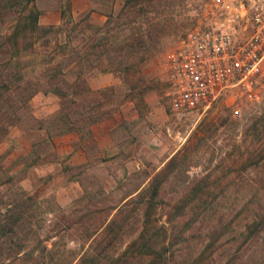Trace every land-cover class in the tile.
I'll return each mask as SVG.
<instances>
[{
  "label": "rangeland",
  "instance_id": "1",
  "mask_svg": "<svg viewBox=\"0 0 264 264\" xmlns=\"http://www.w3.org/2000/svg\"><path fill=\"white\" fill-rule=\"evenodd\" d=\"M199 1H144L142 6L156 17L153 22L164 28L163 34L149 41L151 52L145 61L133 58L131 70L114 74L116 81L106 85H99L97 77L110 71L100 70L93 55L83 60L73 52L75 47L80 55L85 53L91 31L71 20L89 13V20L101 25L109 15L121 13L124 0H70V14L64 17L67 0H35L39 24L53 27L35 33L33 45L21 42L14 51L6 40L14 17L0 10V125L6 127L0 136V189L11 186V177L38 196L37 213L44 225L38 231L41 241H28L23 258L6 264L64 263L62 258L55 260L57 254L64 248L79 253L118 207L133 199L119 216L127 224L126 234L131 233L129 228L141 218L135 197L188 138L197 148L192 159L164 180L155 216L165 220L170 205L181 195H191L195 179L206 175L195 192L207 201L198 199L193 210L188 254L199 251V264H264V226L254 233L244 228L253 213L264 217V97L241 100L240 114L233 113L230 93L184 112L171 104L165 54L195 23ZM121 17L124 21L125 14ZM129 26L116 30L119 38ZM55 65L60 68L57 84L62 95L50 88L55 85ZM84 84L88 91H76ZM35 85L41 89L30 96ZM99 121L112 126L114 147L108 149L103 139L102 150L90 138V126ZM70 122L81 131L56 133ZM79 146L85 156L77 152ZM240 193L247 197L233 199ZM247 198L252 202L244 203ZM176 228L183 230L187 223L179 221ZM45 245L54 250L49 253ZM51 255L52 263H45ZM72 264H80L78 258Z\"/></svg>",
  "mask_w": 264,
  "mask_h": 264
},
{
  "label": "trees",
  "instance_id": "2",
  "mask_svg": "<svg viewBox=\"0 0 264 264\" xmlns=\"http://www.w3.org/2000/svg\"><path fill=\"white\" fill-rule=\"evenodd\" d=\"M34 1L0 0L1 14L11 13L14 17L13 28L6 34L8 49H13V51L15 48L19 49L21 42H26V46H31L35 33L38 31V34L41 33L40 31L44 33L52 29V25L41 26L39 24L40 12L35 7ZM144 1L147 5L152 4V0H124L120 9L121 13H117L115 16L109 15L101 25L92 23L89 20V13L83 15L79 20H71L74 25L80 24L83 29L91 31L90 34L86 35L85 53L80 55L75 47H73V52L83 60L90 59V56L93 55L100 70L110 71L117 75L122 72L128 73L131 70L132 66L135 65L133 58L145 61L151 52L149 41L151 39L158 40L162 36L164 28L158 27L153 22L156 17L147 14L148 9L142 6ZM70 7V0H67L65 8L62 9L63 17L66 13L70 14ZM124 14L125 20L122 21L121 16ZM111 22L113 25H110ZM144 24L149 27L146 28L143 26ZM123 25H130L129 30L127 34L123 32L124 35L119 38V33L116 34V30L121 29ZM57 27L61 26L55 25V28ZM111 31L112 34L110 35L109 32ZM100 32H106V34L97 36ZM63 47L65 45L60 46V48ZM59 71L60 68L55 65V85L50 88L58 95H62L65 92L57 84V72ZM78 83L76 82L77 85ZM89 88L88 85L85 86L84 84L82 88L75 89L76 91H88ZM39 89L41 88L35 85L29 91L30 96ZM73 129L80 132L81 126L70 122L66 127L57 129L56 133ZM5 130L6 127L0 125V136L5 133ZM196 148L191 138H188L182 147L169 157L165 165L151 177L148 186L139 191L137 199L135 197L134 200L140 203L136 207L141 218L136 224L137 226L129 228L131 233L126 234L128 232L127 224L120 221L119 216L133 199L125 200L118 207L115 215L93 234L87 246L83 247L79 253L75 254L72 250V254H70L71 250L64 248L59 255L57 254L55 260L62 258L64 261L62 264H72L77 258L80 264H199L203 257L199 251L192 257L190 256L191 252L190 255L188 254L190 247L188 231L196 219L192 218L193 210L198 206V199L203 198L201 194L195 192L200 189L199 186L202 185L200 181L206 179V175L195 179L192 184L191 195H181L176 202L170 205L169 216L165 220L162 221L155 216L159 207L160 187L164 180H167L168 176L179 166L182 167L186 159H192L191 153ZM10 180L12 181L11 186L7 190L0 189V264H6V260L23 258L22 254L25 252L24 248L28 241L35 239L41 241L38 231L44 227L37 213L40 212L38 196L29 193L11 177ZM254 194L256 192H252V195ZM244 197L247 195L240 193V196H235L233 199L238 198L239 200L240 198L242 200ZM202 201L206 202L207 200L203 198ZM250 202H252V198H247L244 203ZM249 220L244 227L247 233H254L264 226V217L256 212L250 216ZM179 221L186 222L187 228L177 230L176 226ZM220 232L224 233V227ZM127 235L133 236L127 238ZM179 235L184 239L180 240ZM122 245L124 246L121 249ZM44 249H47L49 253L54 250L52 246L48 247L47 245L44 246ZM47 259L44 258L45 263L47 261L52 263L54 256L51 255Z\"/></svg>",
  "mask_w": 264,
  "mask_h": 264
},
{
  "label": "built area",
  "instance_id": "3",
  "mask_svg": "<svg viewBox=\"0 0 264 264\" xmlns=\"http://www.w3.org/2000/svg\"><path fill=\"white\" fill-rule=\"evenodd\" d=\"M194 15L165 54L172 108L206 107L230 93L240 114L241 100L264 97V0H200Z\"/></svg>",
  "mask_w": 264,
  "mask_h": 264
},
{
  "label": "crops",
  "instance_id": "4",
  "mask_svg": "<svg viewBox=\"0 0 264 264\" xmlns=\"http://www.w3.org/2000/svg\"><path fill=\"white\" fill-rule=\"evenodd\" d=\"M97 79L100 80L99 85L112 84L116 81V77L114 76V74H110V72H103L97 77ZM90 80L91 79L88 78V81ZM111 130H112V126L110 125L105 126L104 122L99 121L93 124L92 126H90V134H91L90 138H92V141L95 142L100 149H102L103 139H105V142H107V144L105 145L109 149L110 146L114 147L113 135L111 133ZM68 135H72V137H75L73 133H69ZM77 149L79 150L77 151L78 153H82L83 156L86 155L87 152L83 146H79L77 147Z\"/></svg>",
  "mask_w": 264,
  "mask_h": 264
}]
</instances>
